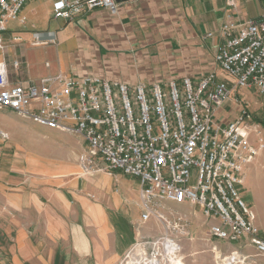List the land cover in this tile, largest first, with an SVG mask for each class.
Instances as JSON below:
<instances>
[{
  "label": "built area",
  "instance_id": "obj_1",
  "mask_svg": "<svg viewBox=\"0 0 264 264\" xmlns=\"http://www.w3.org/2000/svg\"><path fill=\"white\" fill-rule=\"evenodd\" d=\"M30 1L0 0V51L6 49L8 22L24 24L20 12ZM48 1L52 17L64 21L96 8L117 12L114 0ZM262 1L259 20L236 23L228 18L221 26L223 43L215 55L224 75L220 79L212 71L196 82L186 76L162 87L57 74L20 83L10 75L22 72L21 59L9 65L0 60V113L79 137L86 146L78 156L84 175L107 170L137 180L140 225L153 221L163 232L140 236L118 264H184L179 237L186 234L185 220L168 212L184 206L199 207L210 238L249 246L264 256L255 211L239 193L245 172L264 149L261 123L237 97L234 115L219 122V110L231 100L227 80H234L233 88H254L264 97ZM41 44L34 34L32 45ZM0 138L8 140L9 134L0 130ZM243 261L235 250L222 264Z\"/></svg>",
  "mask_w": 264,
  "mask_h": 264
},
{
  "label": "crops",
  "instance_id": "obj_2",
  "mask_svg": "<svg viewBox=\"0 0 264 264\" xmlns=\"http://www.w3.org/2000/svg\"><path fill=\"white\" fill-rule=\"evenodd\" d=\"M114 1L115 15L96 8L71 21L53 18L48 0L25 4L19 16L25 23L7 24L10 52L0 51L8 65L14 58L24 63L19 74L11 71V80L34 83L62 74L165 87L212 71L220 79L215 55L221 26L228 18L257 21L263 8L262 0H234L235 7L226 0ZM34 34L44 44L32 45ZM233 98L219 110V122L234 115ZM30 124L36 136L21 150L23 158L11 140L14 132L0 129L9 134L0 138V264L120 263L140 236H149L144 228L150 222L140 225L137 180L107 170L82 174L78 156L86 146L79 137ZM208 240L216 248L223 242Z\"/></svg>",
  "mask_w": 264,
  "mask_h": 264
},
{
  "label": "rangeland",
  "instance_id": "obj_3",
  "mask_svg": "<svg viewBox=\"0 0 264 264\" xmlns=\"http://www.w3.org/2000/svg\"><path fill=\"white\" fill-rule=\"evenodd\" d=\"M29 34L30 33L28 32L20 33L24 38L29 37ZM8 39L9 36L5 32L4 40L8 42ZM9 52V48H6L4 54L8 55ZM229 80L234 82L233 79ZM252 90L253 88H233L231 91V97H237L242 100L247 92H251ZM242 102H244L251 111L255 121L261 123L264 137V97L260 96L256 91H253L251 96L247 100L243 99ZM30 125V122L20 119L14 114L0 113V129L8 131V128H10L11 131L14 132L13 136L11 135V140L16 143V147H18L19 150L18 153L22 154L21 158L24 156L21 152V150L24 151L23 147L29 148L30 139L36 136L31 130ZM248 171L245 172L246 180L244 178L245 183L239 187V193L241 198L255 211L256 223L259 228L260 236L264 237V149L262 150L261 155L256 157ZM187 207L189 206L168 210L172 217H181L185 220V229H187L186 234L179 237L182 246L184 264H222V260L226 256L233 252V250H237L236 246H234L235 243L231 242L230 244L233 246H230L229 244L223 243V241L218 244L217 248L216 246L214 247L215 244H212L208 240L209 232L206 226L207 224H204L205 220L203 216L200 214L198 215V212H200L199 207ZM149 224L150 229L144 228V232L147 231L144 235L154 237L163 232L161 224L153 221ZM213 248L216 249L214 250ZM240 253L242 254L244 261L239 264H264V256L257 255L253 248H242Z\"/></svg>",
  "mask_w": 264,
  "mask_h": 264
}]
</instances>
